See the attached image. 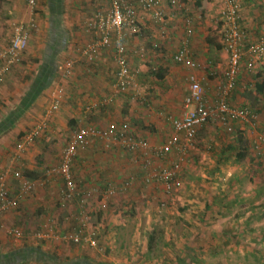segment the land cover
I'll use <instances>...</instances> for the list:
<instances>
[{"label":"crops","instance_id":"1","mask_svg":"<svg viewBox=\"0 0 264 264\" xmlns=\"http://www.w3.org/2000/svg\"><path fill=\"white\" fill-rule=\"evenodd\" d=\"M178 1V5L173 8L162 3L164 10L163 19L159 20L151 15H145L138 21L140 30H142L141 26L145 30L143 31L145 32L144 36L140 37V33H138L139 35L129 34L126 36L127 50L130 53L128 56L131 65H133V70L136 69L137 71H134L132 82L125 92H115L114 81L116 79L117 66L113 59V49L109 48L102 51L93 62L85 60L77 52L79 45L84 44L90 39L84 25L97 8L96 0H60L58 2L62 8L60 17L59 15L56 16L57 14L53 11L55 0H40L38 11L35 15L37 28L30 33L28 46L22 59L24 61L35 58V61L38 63L32 64V66H25L24 64L27 62L17 64L6 75L4 79L6 82L4 81L5 83L0 87V92L2 93L7 90L8 86L17 89L16 95L12 96L11 102L2 100V96L0 97V125H3L7 119H12L15 112L17 114V118L14 120L15 122L11 129L0 136V170L5 167L7 172H12V177L10 175V182L12 184H16V181H19L13 177V175L18 176L14 174L16 171L21 172L26 170L34 176L38 174L37 178L29 182L35 185V201L42 199L44 202L43 218L40 221L42 230H54L57 226L64 230L75 229L79 224V219L85 217L86 212L91 210L89 215L90 217L93 215L92 217L95 219L91 221L86 220V233L90 234V236L92 235L91 237L96 241L97 236L95 235L98 234L101 243L115 248V252H113L114 254L112 253L111 257L109 255L104 257L109 259L112 262L111 264H117V262L132 263L135 256L134 252L136 250L139 251L138 247L140 245L139 243L138 247H134L136 246L135 241L137 238L139 239L142 231L145 232V230L140 229L141 225L137 219L129 226L128 218L121 217V212L126 210L128 202L129 206L132 204L134 208L136 207L137 213L133 217L147 216V222L149 220L152 221V218H149L150 215L157 216L156 212H159V209L155 206L157 198L162 201V204L163 202L169 203V205L165 206L167 209L164 208L162 210L165 211L163 214L170 213V218L164 217L162 222L165 225L161 223L162 230L158 234V237L164 240L165 246L163 247L168 250L170 248L165 240L169 242L174 240V219H172L174 216L173 198L163 201L164 195L162 193H164V187L162 184L145 183L142 181L143 177L147 174V169L142 164L144 157L152 159L154 165H170L174 161V153L168 155L167 159L169 160H163L158 159L149 151L148 154L143 155L144 151L142 149L124 150L117 144V137L122 134H132L135 137L146 139L155 148L160 146L161 141H165L168 135L175 134L176 131L171 123V118L179 117L183 114V100L188 93V85L185 84V81L188 82V72L183 77V69L185 67L174 61V53L184 39L188 40L194 59L200 63V68L196 70V75L203 84L209 103H214V96L222 80L220 76L221 70L224 67L221 68L220 63L223 58L225 61V52L222 50L219 32V16L222 0ZM239 1L242 6L243 21L252 35L255 37L264 34V0ZM0 2L2 3V7L7 9L8 16H13V19L0 20L1 46L5 44L11 34L12 22L27 21L29 14L25 0H5V2ZM186 19L191 20L189 34L185 31ZM147 28L152 29L151 35L153 38L147 37L150 30ZM61 33L62 40L59 41V39L57 40V35ZM140 41L144 42L145 46L147 44L148 46L154 45L156 47L157 53L153 52L150 56H154V62L158 70L164 72L163 78L160 79L154 76L152 70L148 71L149 69L145 61L149 55L146 54L145 47L143 52H136L139 48H137V45L140 46ZM174 44L177 45L174 46ZM211 54L212 57L210 56ZM68 60L73 62V67L71 73L63 77L58 70V66ZM256 68L258 66L254 67L251 71L242 70L243 75L252 73L250 80H253L254 83H251L247 88V86L243 85L242 78L240 77L235 89L230 92L228 98V103L232 108L240 110L244 109V107H249L255 113L256 119L250 122L243 117H230L227 120V124H224L225 126H217L219 132L222 130L224 133L229 131L231 134L239 132L241 137L246 135L251 138L252 142L254 141L252 138L261 133L260 130L264 127V87L262 91L256 89V84H264V78L259 71L256 73V70H258ZM29 70H31L30 73ZM24 73H27L26 78L23 76ZM36 85L38 91L34 94L30 106L26 109L21 108V111H19L20 104H23L21 102L24 101L25 97L27 98ZM154 86L156 89H154ZM20 89H22V92ZM57 89L61 90L60 101L58 106L51 110L54 92ZM145 89L148 90V95H145L147 93ZM172 90L171 94L170 91ZM161 92L163 93V98H166V100L157 106L158 103L156 101H158V97L155 94H160ZM106 97H113L108 105H102L91 111L85 110V106L88 103L101 101ZM149 107L150 109H148ZM137 117L138 119H136ZM110 123L115 124L116 131L111 133L108 139L94 137L88 146L78 149V153L71 165V170L73 178L82 192L72 197L71 200L65 198L61 192L64 188L62 178H57L55 175H47L45 170L60 162L63 144L72 134L75 127L94 126L105 130ZM147 124H150V127ZM205 126L203 125L198 130H204ZM36 127H39L38 133L30 148L28 147L29 149L20 155H16L14 152L11 153L12 150H15L18 137L22 136L30 128ZM233 144L228 145L226 143V145L220 148L219 153L229 155V151H231L229 147H233ZM250 149L252 151V144L249 147ZM216 154L214 155L215 159L211 161L209 159L207 162H210V165L213 167L214 165H220L221 171H224V173L226 171L227 174L224 175L221 172L220 174L212 175V178H208L205 175L203 185L214 183L212 180L215 181L217 178L219 183H223L226 180L229 183V187L233 186L236 190L226 193H212L210 191L211 188H209V192L204 193L201 197V203L199 197L194 193L187 194L185 198H180L184 202L182 205L186 206L183 210L186 212L198 211L196 215H204V223L208 221L213 225L215 223L209 220L210 215H214L215 213L219 214L220 217H227V215L230 217L231 215L227 214L228 212L226 211L229 210L228 204L230 202L241 203L244 200L243 204L245 206L242 207L243 211H238L236 214L244 215V217L249 218L251 221L252 218L257 219L259 213L257 211L259 208L257 207L258 192L256 190L254 192L251 189L250 193H246L239 190L236 186L246 183L243 179L252 180L249 169L257 171L260 167L263 168L264 166H259L260 164L257 162V159L252 157L250 158L254 159V161L250 163L245 161L244 165H239V162H236L232 167L229 164L221 165L218 164L222 162L219 161ZM126 180L130 181V185L124 188ZM254 180L256 179L254 178ZM109 184L117 186V192L111 195L105 193V196L101 197L97 208L92 211L93 192L98 191L100 186L107 187ZM86 191H90L93 194L84 198ZM231 194L232 197H230ZM81 198H84L83 202H81ZM107 198L108 202H105ZM22 201V204H24L25 201ZM131 201H135V203L133 204ZM110 203L113 205L110 206ZM263 208L264 203L261 205V210ZM18 211L24 212L22 207H19ZM25 220L26 217L23 218L20 226L28 223H25ZM53 222L58 223V225ZM240 222H243V220H240ZM253 222L254 224H258L256 220H253ZM29 223L27 226H29ZM38 224H32L31 227L35 228L34 226ZM238 225L239 222L235 226L231 225L226 229L217 226L216 232L221 237L232 229L237 230L239 228ZM103 230L109 233V236L112 235V239L104 236ZM243 230L248 231L245 227ZM129 238H131L130 241H132L133 246L129 247L131 258L128 255L124 256L122 253L126 250L124 245L127 244L126 242L129 241ZM256 240L258 242V239ZM257 242L253 241L249 245L240 246L241 248L238 250L243 253V263H245V257L250 256V252L262 255L264 243ZM39 243L46 246L41 241ZM53 244L59 248L61 246L60 250L64 246L66 252L78 253L83 250L86 252L92 249L98 250L93 246H88V244L76 247L67 246V244H63L62 246L59 242ZM144 244H147V242H142L141 250L145 249ZM234 244L232 241L225 239L223 243H219L218 249L233 248ZM100 248L103 250L104 247L100 246ZM260 248L262 250L257 253ZM172 250H170L169 259L168 257H164L162 260L165 264L174 263V254H171L174 251ZM162 253L165 254L166 251H162ZM181 257H183L182 254ZM128 258L130 259L128 260ZM183 258H187V256ZM88 259L90 258L88 257ZM84 260L87 261L85 257ZM27 264L34 263L28 262Z\"/></svg>","mask_w":264,"mask_h":264},{"label":"built area","instance_id":"2","mask_svg":"<svg viewBox=\"0 0 264 264\" xmlns=\"http://www.w3.org/2000/svg\"><path fill=\"white\" fill-rule=\"evenodd\" d=\"M26 8L29 14L27 21H14L11 24V34L4 45L0 46V84L4 82L9 71L21 62L24 58L28 40L32 30L37 28L35 19L38 0H25ZM97 8L91 17L86 21L84 28L89 34L90 39L84 44L79 45L77 52L85 60L93 62L98 54L109 48L113 49V59L116 63V79L114 81L115 92H125L132 82V76L135 73L127 50V38L129 34L140 33L138 21L145 15H151L156 19L164 18L162 3L169 7H176L178 0H96ZM239 0H222L220 11V43L225 52V66L221 70L222 79L218 85L214 96V103L208 102L207 95L203 85L198 79L195 69L200 68V63L194 59L190 50L188 40L184 39L177 51L174 53V61L184 66L188 70V93L183 100L184 111L179 117H172L171 123L175 129V134H171L160 146L153 147L144 138L135 137L132 134H122L117 137V144L124 150L142 149L143 155L152 152L158 159H167L168 155L174 153L178 160L184 159L186 143L191 141L197 130L208 122L212 124H227L230 117H243L252 122L256 119L255 113L249 108L236 110L228 103L230 92H232L238 79L241 77L242 70L251 71L260 61L264 60V34L253 36L246 27ZM185 31L190 32L191 20L186 19ZM253 36V37H252ZM144 48L139 47L136 52H143ZM128 52V53H127ZM73 62L64 61L58 66L63 77L71 73ZM114 92V93H115ZM61 90L54 92L53 102L50 109L56 108L60 101ZM113 96V94H112ZM113 97H106L101 101L90 102L85 106L86 111L102 105H108ZM252 119V120H251ZM38 128H31L23 134L17 143L15 154L28 149L34 142L38 133ZM116 131L114 123H110L103 130L94 126L75 127L71 136L62 148L60 162L55 166H50L45 170L47 175H55L62 178L64 188L62 193L65 198H72L79 195V190L71 170V165L78 153L80 147H86L94 137L108 139L111 133ZM176 133L182 135L180 139ZM252 139V148L257 154L264 155V131L255 135ZM142 164L147 169V174L142 181L146 183L162 184L168 194H171L174 186V161L171 165H154L152 159L144 157ZM19 171L14 174L19 175ZM8 172L0 174V212L5 209L7 191L5 181ZM18 177V176H17ZM29 181V180H28ZM28 187L32 183H29ZM130 185V181L124 182V188ZM118 187L114 184L108 185L104 194H115ZM85 197L90 196L91 192L86 191ZM84 198H81L83 202ZM89 217H81L78 226L74 229L64 230L55 235L51 229L43 230L39 238L50 240L60 238L76 245L88 244V246L97 247V241L86 233V223ZM9 233L20 236L21 232L17 228H11Z\"/></svg>","mask_w":264,"mask_h":264},{"label":"rangeland","instance_id":"3","mask_svg":"<svg viewBox=\"0 0 264 264\" xmlns=\"http://www.w3.org/2000/svg\"><path fill=\"white\" fill-rule=\"evenodd\" d=\"M4 1L5 0H0ZM40 0H38L39 3ZM60 0H55V8L53 9L54 13L57 14L56 16L62 14V8L59 6L58 2ZM38 3H37V9H38ZM26 4V1H25ZM174 10V9H173ZM13 16L7 14V9L5 7H2V3L0 2V20H6V19H13ZM62 17V16H61ZM58 21V20H57ZM140 29V28H139ZM140 30V37L145 35L144 28L141 26ZM148 30L150 28H147ZM59 32V31H58ZM62 32V31H61ZM152 29L149 30V35L147 37H152ZM220 32V31H219ZM155 33V31H154ZM153 33V34H154ZM136 35V34H135ZM139 35V34H138ZM59 39L62 40V33L57 35V40ZM142 41H144L142 39ZM141 42V41H140ZM144 43V42H143ZM142 42L139 44L143 48L145 47V52L147 55H149L146 59V65L148 67V71L152 70V72L158 71V68L156 67V63L154 62V56H150L153 52L157 53L156 47L154 45H147L146 46ZM177 44H174V46ZM137 45V48L140 47ZM175 48V47H174ZM190 50L192 52V49L190 47ZM74 52V51H73ZM76 52V51H75ZM77 53V52H76ZM194 56V55H192ZM212 57V54L210 55ZM197 58V57H196ZM153 59V60H152ZM152 60V61H151ZM223 61V63H222ZM221 61L220 65L221 68L224 67L225 61L224 58ZM27 62V63H25ZM25 63L24 65H31L36 64L38 62L35 61V58H31L28 60H22L19 64ZM30 66V67H31ZM133 66V65H132ZM258 70L264 78V60L260 61L259 64H257ZM184 70V76L187 75L188 70L186 68ZM31 70H29L30 73ZM134 71H137L134 69ZM243 73V72H242ZM241 73V78H242V83L243 85L247 86V88L250 86L251 83H254V81L250 80L251 79V74H242ZM30 75V74H29ZM24 78L27 77V73L23 74ZM216 76V75H215ZM34 80V79H33ZM250 81V83H248ZM6 82V81H5ZM2 82L0 84V87L5 83ZM185 84L188 85V82L185 81ZM202 84V83H201ZM185 85V87H186ZM203 85V84H202ZM30 86V85H29ZM184 86V85H183ZM12 87V86H11ZM8 86L7 90L5 92H0V97L2 96V100H6L8 102L12 101V96L16 95V88H11ZM247 88H245L247 90ZM154 89L155 86H154ZM147 93L145 95H148V90L145 89ZM22 92V89H20ZM249 91V90H247ZM169 92V91H167ZM173 90L170 91L172 94ZM158 97V101H156L157 106L162 104V101L166 100V98H163V93L161 92L160 94H155ZM177 95V94H176ZM175 96V95H174ZM249 96V95H248ZM180 98V96H179ZM148 106V105H147ZM150 109V107L148 108ZM138 119V117L136 118ZM141 119V118H140ZM141 121V120H140ZM142 122V121H141ZM148 127H150V124H147ZM205 129L198 130L195 134V136L192 138L191 141H182L186 143L185 145V151H184V159L182 161L178 160V156L174 152V189L171 191V194H168L166 192V189L163 188L164 193H162L163 196V201H166L167 199H172L174 201V216L172 219H174V240L172 241H166L168 244L170 250L174 251V263L170 264H264V251H262V255H256V252H250L249 257H245V263H243V253L240 252L238 249L241 248L240 246L242 245H249L250 242H257L256 239H258L257 243L263 242L264 243V208L261 210V205L264 203V167L259 168L257 171H254L253 169H249L251 173V178L252 180L249 179H243L244 182L241 186H236L239 188V190L244 191V192H249L255 190L258 192V206L257 211L258 213V218L253 219L252 221L249 218L244 217V215H237L236 213L242 212V207L245 206L243 204L244 200H242L241 203H229L228 204V209L226 210L231 216L227 215V217H220L219 214L210 215L209 220L213 221L215 224H211L208 221L204 223V215H196L198 214V211H184L183 208L186 206H183L182 200L180 198L186 197L187 194H195L197 197H199L200 203L202 202V196L204 193L210 191L213 192H221V193H226V192H233L236 190L235 187L231 186L229 187V183L226 182V180L223 183H219L218 179L216 178L215 181L212 180L211 184L203 185V178L205 175L208 176V178H212V175H217L220 174L221 172L224 173V171H221V166L220 165H214L211 166L210 162H207V160L210 159H215V154L218 156L219 161L222 163H218L221 165L229 164L231 167L236 163L239 162V165H244V162H253L254 159H257V162L260 164L259 166H264V155L257 154L254 149L249 150V147L252 144L251 138L247 137L246 135L242 137V142H239V136L241 135L239 132H234V134H231V132L227 131L226 133L218 131V125L217 124H212L211 122H208L205 124ZM264 126V125H263ZM260 128V127H259ZM11 129V128H10ZM9 129V130H10ZM31 129V128H30ZM29 129V130H30ZM28 131V130H27ZM26 131V132H27ZM218 131V132H217ZM264 131V127L260 130V132ZM217 133V134H216ZM218 133L219 136H218ZM233 133V132H232ZM177 136L182 139V136L178 133H176ZM233 135V136H232ZM23 136V135H22ZM19 136L16 145H15V150L17 149V143L20 141L21 137ZM71 136V135H70ZM69 136V137H70ZM168 135L166 139L169 137ZM69 137L66 139V141L69 139ZM250 140V141H249ZM66 141L63 144V147L66 143ZM230 141V142H228ZM249 141V142H248ZM164 142V141H163ZM161 141V144L163 143ZM226 143L233 144V147H229V155L226 153H219L220 148H222ZM242 145H246V150H245V156L241 160H236V152L237 151H242ZM30 148V146H29ZM28 148V149H29ZM28 149L25 151L21 152L20 154H23L26 152ZM15 150H12L11 153L14 152ZM233 150V151H232ZM231 152V155H230ZM19 154V155H20ZM254 159H252V158ZM169 160V159H167ZM172 161V160H171ZM171 165V164H170ZM7 172L5 167L0 170V174ZM19 175L14 176L15 179L19 180L16 181V184H12L10 182V175L12 177V172H8L7 179L5 181V188L7 191V198H6V206L5 209L0 212V255L5 254V255H10V253H13L17 250H26V248H36L37 242H43L44 245H40V249L43 251V253H48L50 256H53L58 259L60 263H65V264H72L74 261H82L84 260V257H89L93 261L96 262H103L104 264H111L112 262L104 258L106 255H109L110 257L112 256V253L115 252V248H113L111 245L105 246L104 243H101L100 238L98 237V234L95 236L97 239V247H94L95 249H98L95 251L92 249L91 251L88 250L86 251H81V252H66L63 244H67V246L71 247H76L79 245H76L74 243H71L67 240L60 239V238H52L50 240L42 239L39 238V234L42 233V229L40 227V221L43 218L42 212L44 208V202L41 200L35 201V196H34V190H35V185L31 184L30 185L28 180H26L23 176V171L18 172ZM227 174L226 171L224 175ZM249 176V175H248ZM217 177V176H214ZM59 178V177H57ZM208 178L206 179L207 182L209 181ZM254 178L256 180H254ZM144 182V181H143ZM146 183V182H145ZM228 185H227V184ZM251 186V187H250ZM106 186H100V189L98 191H94L92 194L94 197L92 198V204H91V209L94 211V209L97 208V205L101 199V197L105 196L104 192L102 191ZM252 189V190H251ZM205 190V192H204ZM207 190V191H206ZM100 191V192H99ZM154 193V192H153ZM91 194V195H92ZM166 194V195H165ZM214 195V194H212ZM34 196V197H33ZM167 196V197H166ZM232 197V194L231 196ZM110 199V198H109ZM25 201L24 204L23 201ZM71 200V198H70ZM184 200V199H183ZM185 201V200H184ZM105 202H108V198L105 200ZM133 204L135 201H131ZM55 203V202H54ZM60 203V201H59ZM58 202L57 204L60 205ZM107 204V203H106ZM108 205V204H107ZM113 204L110 203V206ZM166 205H169L167 202H163L158 200V198L155 201V206L159 209V212L157 211L155 215H150L149 218H152V221L147 219V216L141 217L139 216L138 218L133 217L134 215L136 216V207L134 206H129V202L126 204L127 208L126 210H123L121 212V217H127L129 220L128 225L130 226L135 220L139 221V224L141 225L142 231L140 233L139 239L135 241L134 247H138L139 245V251L136 250L134 252V257H133V262L132 263H123V262H117V264H165L162 260L165 258L170 257V250L167 248L165 249V244L164 240L158 237V234H160V231L162 230L161 226L162 224L165 225L162 221L164 220V217L167 216L170 218V213L168 214H163L165 211L162 210L165 208ZM121 206V205H120ZM19 207H22L24 212L18 211ZM167 209V207L165 208ZM244 209V208H243ZM236 211V212H235ZM19 212V213H16ZM89 213H91V210L86 212V216H89V220L91 221L95 219L94 217H90ZM31 214V215H30ZM21 216V217H20ZM15 217H17L15 219ZM20 217V218H19ZM26 217L25 223H29V226L26 225H21L23 222V218ZM55 218V217H53ZM52 219V218H50ZM56 219V218H55ZM161 219V220H160ZM206 219V218H205ZM208 220V219H207ZM240 220H243V222H240ZM253 220H256L258 224H254ZM53 221V220H52ZM161 221V222H160ZM218 221V222H217ZM245 221V222H244ZM49 222V221H48ZM239 222L238 229L237 230H230L223 234L221 237L218 236V232H216L217 226L223 227V228H228L229 226L233 225ZM38 224L34 226L35 228H32V224ZM58 225V223L53 222ZM162 223V224H161ZM136 225V224H135ZM134 225V226H135ZM147 226V228H145ZM244 227L248 230H243ZM11 228H17L20 230L21 234L20 236L13 235L9 233ZM64 229H61L59 226L54 228V234H60ZM104 236H108L109 239H112V235L109 236V233H107L105 230L102 231ZM132 234V233H131ZM90 235V234H89ZM92 236V235H91ZM150 236L154 237L151 249H148V241ZM173 236V235H172ZM121 239V238H120ZM225 239H228L229 241H232L234 244L233 248L229 249H218L219 243H223ZM122 240V239H121ZM131 238H129V241L126 242L124 245L125 246V252H122L124 256L128 255L130 257V248L132 246V241H130ZM139 240H141L139 242ZM145 240V241H144ZM52 241V242H51ZM124 241V239H123ZM59 242L62 244V249L60 250L59 247H56L53 243ZM142 242H147V244H144L145 249L141 250L140 247H142ZM84 246V245H83ZM100 246H103V250L100 248ZM118 246V245H117ZM123 246V247H124ZM133 247V246H132ZM90 248V247H88ZM87 248V249H88ZM134 249V248H133ZM132 250V249H131ZM258 249L257 253L260 252ZM94 251V253H92ZM143 251V252H140ZM166 251L165 254L162 253ZM185 251V252H184ZM249 251V250H248ZM90 252V253H89ZM184 252V253H183ZM114 254V253H113ZM181 254L184 256H187V258L181 257ZM104 255V256H102ZM116 255V254H115ZM131 258V257H130ZM128 258V260L130 259ZM146 258V259H142ZM39 260V259H38ZM146 261V262H145ZM162 261V262H161ZM2 262V261H1ZM29 263H34V264H58V263H43L40 261L34 260V261H28ZM28 262L22 263V264H27ZM91 264L95 262H90Z\"/></svg>","mask_w":264,"mask_h":264},{"label":"trees","instance_id":"4","mask_svg":"<svg viewBox=\"0 0 264 264\" xmlns=\"http://www.w3.org/2000/svg\"><path fill=\"white\" fill-rule=\"evenodd\" d=\"M197 69L198 68H196L194 70L195 73H196ZM153 74H154V76H156L157 78H160V79L163 78V76H164V72L162 70H158V71L154 72ZM263 85H264L263 83L256 84V89L259 90V91H262L263 87H264ZM37 91H38V89H37V85H36V86L33 87V90H31V93L28 94V96L26 95L27 98L25 97L26 99L24 98L23 99L24 101L21 102L23 104H20L21 107L19 108V111H21V108L26 109L27 107L30 106L31 101L33 100L32 98L34 97V94L37 93ZM16 118H17V114L15 112L13 114V118L12 119L9 118V119L6 120V122L3 123V125H0V136L13 126V124L15 122L14 120ZM242 139L243 138L241 136H239L240 143L242 142ZM245 146L246 145H242L241 144L242 151H237L236 152V160H241V159L244 158L245 153H246L245 152V150H246ZM37 175L38 174H36V176L31 175L30 172L26 171V170L23 171L24 178L26 180H29V181L34 180L35 178H37ZM173 180H174V176H173ZM173 188H174V186H173ZM153 240H154V237L150 236L149 241H148V249H151ZM37 243H39V242H37ZM39 244H37L36 248H34V249L26 248V250H17V251H15L13 253H10V255H8V254L7 255H5V254L0 255V264H22V263H25V262H28V261H34L36 259H37V261H40V262H43V263L45 262V263L65 264V263H60L57 258H55L53 256H50L48 253H46V254L43 253V251L40 249V245ZM85 258H86L87 261H85V260L74 261V263H72V264H91L90 262H92V263L95 262L93 264H104L103 262H96V261H93L92 259H88V257H85Z\"/></svg>","mask_w":264,"mask_h":264}]
</instances>
